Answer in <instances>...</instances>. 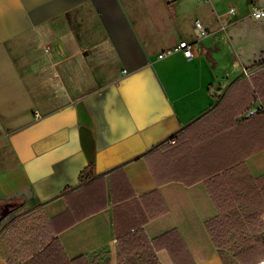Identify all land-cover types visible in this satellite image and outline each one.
Here are the masks:
<instances>
[{
    "label": "crops",
    "instance_id": "1",
    "mask_svg": "<svg viewBox=\"0 0 264 264\" xmlns=\"http://www.w3.org/2000/svg\"><path fill=\"white\" fill-rule=\"evenodd\" d=\"M253 5L264 0H0V203L16 205L0 264L29 260L44 223L69 260L118 264L117 235L139 228L152 255L134 264H224L205 181L264 174ZM183 39L191 58L159 56Z\"/></svg>",
    "mask_w": 264,
    "mask_h": 264
},
{
    "label": "trees",
    "instance_id": "2",
    "mask_svg": "<svg viewBox=\"0 0 264 264\" xmlns=\"http://www.w3.org/2000/svg\"><path fill=\"white\" fill-rule=\"evenodd\" d=\"M217 213L206 222L224 264H257L264 258L263 228L264 174L253 177L233 166L205 181ZM16 208L13 202L0 203V218ZM32 252L22 264H110L109 260L89 261L86 256L67 259L47 223L30 228ZM24 244V243H22ZM118 264H134L141 251L152 255L141 229L117 235Z\"/></svg>",
    "mask_w": 264,
    "mask_h": 264
},
{
    "label": "built area",
    "instance_id": "3",
    "mask_svg": "<svg viewBox=\"0 0 264 264\" xmlns=\"http://www.w3.org/2000/svg\"><path fill=\"white\" fill-rule=\"evenodd\" d=\"M167 1H172V0H167ZM234 11L233 7H230L228 12L232 13ZM250 14L255 17V18H264V6L260 5H253L252 9L250 11ZM195 31L198 36H201L204 33V28L201 24V22L196 19L195 20ZM193 42L187 41V40H180L176 45L166 49L165 51L161 52L159 56H164L166 54L172 53L174 51H181L182 54L187 57L191 58L193 56ZM173 139L171 138L170 141ZM262 221L264 224V213L262 214ZM257 264H264V258L259 260Z\"/></svg>",
    "mask_w": 264,
    "mask_h": 264
}]
</instances>
